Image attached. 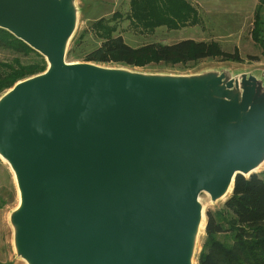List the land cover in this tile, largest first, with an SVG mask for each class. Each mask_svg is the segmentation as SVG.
Instances as JSON below:
<instances>
[{"label": "water", "instance_id": "95a60500", "mask_svg": "<svg viewBox=\"0 0 264 264\" xmlns=\"http://www.w3.org/2000/svg\"><path fill=\"white\" fill-rule=\"evenodd\" d=\"M73 2L0 0V29L48 64L0 100L16 251L29 264H190L199 196L232 193L264 159V72L173 79L68 64Z\"/></svg>", "mask_w": 264, "mask_h": 264}, {"label": "trees", "instance_id": "16d2710c", "mask_svg": "<svg viewBox=\"0 0 264 264\" xmlns=\"http://www.w3.org/2000/svg\"><path fill=\"white\" fill-rule=\"evenodd\" d=\"M257 3L250 36L254 43L264 47V21L260 17L264 0ZM129 7L137 22L148 31L160 27L178 30L191 24L194 18L193 10L182 0H130ZM102 21L99 19L93 24L101 31L97 35L102 42L86 54V62L143 68L149 65L188 67L216 58L223 62L242 61L237 50L228 53L216 43L191 39L132 49L120 36H112L114 28L104 27ZM0 51L11 55L9 61H0V94L15 83L45 71L46 63L38 53L2 29ZM205 219V237L197 264H264V177L237 175L232 193L222 208L207 210Z\"/></svg>", "mask_w": 264, "mask_h": 264}, {"label": "rangeland", "instance_id": "374dc122", "mask_svg": "<svg viewBox=\"0 0 264 264\" xmlns=\"http://www.w3.org/2000/svg\"><path fill=\"white\" fill-rule=\"evenodd\" d=\"M111 1H117V5L111 8L110 12H105L106 10L104 8H106ZM98 3L101 5L95 8L94 6ZM73 6L77 9L75 29L67 42L64 54L65 62L68 64H91L106 70L121 71L144 77L173 79L204 78L209 75L221 73L228 74L230 77L241 73L260 77L262 74L261 72H264V47L256 43L254 47L247 46L243 48L244 52L254 53L256 56L253 57L245 54L242 57L241 63L223 62L216 58L203 60L196 65L190 64L188 67L149 65L143 68H137L115 64L101 65L86 62V54L97 48L102 42L97 35L101 31L93 26L99 19H103L102 22L104 27L114 28L112 36H120L124 43L132 49L151 43L170 45L178 41L191 39L195 33L191 29L169 31L166 28H158L153 31H148L134 18L132 10L128 5V0H74ZM104 13L107 14L104 15ZM225 50L229 53L233 52L231 48H226ZM10 57L11 55L9 53L0 51V61H9ZM254 60L258 63L256 64ZM45 63L46 68L43 73L48 69V64L46 61ZM17 83H15L14 86ZM12 88L2 92L0 94V100L8 91L12 90ZM252 174H258L264 177V159ZM245 177L247 178V176ZM230 195L231 193L229 192L221 199L217 198L212 200L208 194L202 193L198 198V203L203 211L202 213H204L203 215H205L207 210L214 211L222 208L224 202ZM18 203L19 196L15 174L11 166L0 156V205L2 206L0 208V264H26L18 255L15 248V230L12 224V216L18 210ZM205 222L206 219H204L203 227ZM204 237L205 233L203 228V230L193 238L190 264H197V258L201 251Z\"/></svg>", "mask_w": 264, "mask_h": 264}, {"label": "crops", "instance_id": "0c3cea01", "mask_svg": "<svg viewBox=\"0 0 264 264\" xmlns=\"http://www.w3.org/2000/svg\"><path fill=\"white\" fill-rule=\"evenodd\" d=\"M128 0V5H129ZM194 12V18L191 24L181 29H191L194 31L191 40L216 43L219 48H231L237 50L240 59L243 55L256 54L246 53L243 48L255 46L250 33L253 27L254 12L257 6V0H182ZM117 1H111L105 12H110ZM98 3L95 8H98ZM94 8V9H95ZM108 10V11H107ZM107 13H104V15ZM261 20L264 21V6L260 11ZM165 28V27H160ZM158 29V28H157ZM229 53V52H228ZM255 61V60H254ZM257 64L258 62L255 61ZM260 165L254 167V171ZM253 171V172H254Z\"/></svg>", "mask_w": 264, "mask_h": 264}, {"label": "bare ground", "instance_id": "6f19581e", "mask_svg": "<svg viewBox=\"0 0 264 264\" xmlns=\"http://www.w3.org/2000/svg\"><path fill=\"white\" fill-rule=\"evenodd\" d=\"M254 171V168L252 169V171L251 172H253ZM231 185H229L227 188H226V190L223 192V194L218 198V199H221V198H223V197H225L231 190ZM231 193V192H230ZM20 201V200H19ZM19 205H20V203H18ZM18 205V206H19ZM203 211L202 210H200V213H199V217H198V222H197V225H196V227H195V231H194V235H196V234H198V233H200L202 230H203V223H204V216L205 215H203L204 213H202ZM26 264H28V262H26V261H24Z\"/></svg>", "mask_w": 264, "mask_h": 264}]
</instances>
